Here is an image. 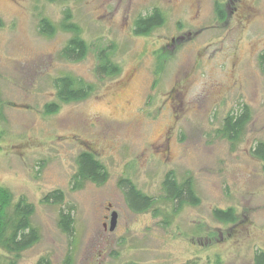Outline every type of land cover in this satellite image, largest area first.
<instances>
[{
	"label": "rangeland",
	"instance_id": "obj_1",
	"mask_svg": "<svg viewBox=\"0 0 264 264\" xmlns=\"http://www.w3.org/2000/svg\"><path fill=\"white\" fill-rule=\"evenodd\" d=\"M66 7L87 42L116 44L118 76L97 78L92 51L80 61L60 58L69 32H39L41 16L58 24ZM154 7L164 23L135 35L134 19ZM262 50L264 0H0V184L33 204L40 234L16 264H64L67 254L71 264H253L264 251V160L251 153L264 141ZM63 74L95 91L46 114L44 104L56 99L52 80ZM244 105L250 119L231 144L216 132ZM83 149L108 179L73 189ZM169 170L192 177L198 204L183 205L168 223L133 212L118 179L170 211L160 200ZM55 189L63 201L44 202ZM215 208H232L234 220L217 221ZM61 209L73 216L70 234L58 227Z\"/></svg>",
	"mask_w": 264,
	"mask_h": 264
},
{
	"label": "trees",
	"instance_id": "obj_2",
	"mask_svg": "<svg viewBox=\"0 0 264 264\" xmlns=\"http://www.w3.org/2000/svg\"><path fill=\"white\" fill-rule=\"evenodd\" d=\"M56 1V0H48ZM218 19L224 15L220 6L215 7ZM164 15L157 8L145 14L137 16L133 21L135 35H147L164 23ZM69 32L70 36L59 51L60 58L67 61H80L89 51L95 58L93 67L97 78L116 77L121 72L120 64L115 61L116 44L113 41L103 43L100 38L87 42L81 34L79 25L73 21L71 10L66 7L58 24L48 17L41 16L38 19V30L45 36L55 34L57 29ZM258 63L264 75V50L258 55ZM55 100L46 102L43 106L46 114H52L59 110L61 103L80 101L86 99L95 91V86L83 78L63 74L53 78ZM3 114L0 104V119ZM250 119L249 108L244 105L239 111L229 112L224 117L222 125L217 129V135L226 139L231 144L241 140L246 123ZM253 156L264 160V141H258L251 150ZM76 170L71 176L73 189L81 188L86 182L102 184L108 179V172L104 164L96 157L91 149L81 150L75 157ZM122 190L128 207L136 213L151 211L153 216L162 215V222L168 223L171 217L179 212L185 204L197 205L199 198L195 192L192 177L187 175L178 180L172 170L167 171L161 182V201L170 203V211L158 207L156 197L142 192L133 181L127 177H120L117 182ZM47 203H61L64 193L60 189L48 192L43 198ZM34 206L25 197L13 199L11 191L0 184V264H16L21 253L31 247L40 239L38 229L32 225L31 216ZM213 216L217 221L231 222L234 220L232 208L225 210L215 208ZM58 227L64 233L70 234L73 228V216L70 211L61 209L57 221ZM37 264H49L45 257L40 258ZM64 264H71V257L67 254ZM125 264H136L128 262ZM253 264H264V251H256Z\"/></svg>",
	"mask_w": 264,
	"mask_h": 264
},
{
	"label": "water",
	"instance_id": "obj_3",
	"mask_svg": "<svg viewBox=\"0 0 264 264\" xmlns=\"http://www.w3.org/2000/svg\"><path fill=\"white\" fill-rule=\"evenodd\" d=\"M116 216H117L116 212L113 211L110 215V221H109V226H108L109 230L114 229L115 224H116Z\"/></svg>",
	"mask_w": 264,
	"mask_h": 264
}]
</instances>
